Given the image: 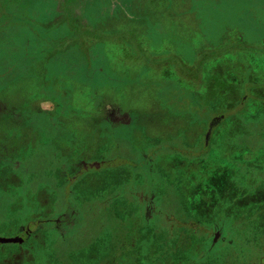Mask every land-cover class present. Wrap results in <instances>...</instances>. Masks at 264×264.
I'll return each mask as SVG.
<instances>
[{
    "label": "rangeland",
    "instance_id": "rangeland-1",
    "mask_svg": "<svg viewBox=\"0 0 264 264\" xmlns=\"http://www.w3.org/2000/svg\"><path fill=\"white\" fill-rule=\"evenodd\" d=\"M74 6L84 22L86 15L104 11L128 22L118 21L116 27L106 30L102 25L96 29L91 23L78 24L80 29L99 33L106 47H113L114 42L118 45L113 99L109 93L106 99L112 100L105 101L103 96L99 103L103 121H91L88 113L70 110L54 121L51 103L44 105L46 110L41 113L36 111L40 103L36 106L30 95L36 89L34 78L26 84L16 81L24 67L38 62L33 33L38 28L30 24H44L58 9L65 15ZM90 55L107 58V53L99 50ZM66 62L56 67L52 57L47 67L43 60L32 73L38 82L43 78L54 85L50 78L54 68L61 69ZM4 78L10 81L9 86L0 82L4 101L13 105L14 99L26 96L30 119L21 111L12 113L0 107V237L14 233L21 219L30 225L28 215L38 221L47 211L54 217L78 207L82 211L73 216L74 225L68 228L75 236L68 235L66 243L59 237L54 242V236L48 240L49 262L124 264L122 256L136 232L134 210L136 205H144L142 198L152 192V185L134 184L140 159L130 158L136 156L131 144L137 145L142 138L135 133L136 142L133 140L130 131L136 125V132L143 133L142 141L147 139L153 151L161 148L167 167L179 165L175 161L182 156L184 161L197 160L194 165L199 166L190 173L198 178L189 175L187 165L182 171L158 176L160 221L156 223L157 244L153 246L152 241L151 250H157L159 261L187 262L195 250L193 243L204 237L205 250L211 255L208 264H264V208L258 202V194L264 196V171L255 166L264 157V152H257L260 144L264 145V0H0V79ZM103 90L109 91L106 85ZM252 92L260 98L253 99ZM73 95L81 98L84 94L76 88ZM94 96L90 93V98ZM248 102L250 109L245 111ZM117 121L131 125L124 127ZM76 122L78 127H74ZM67 127H74L73 141L84 143L87 158L111 159L112 165L103 171L114 169L115 182L111 175L97 177L93 170L82 172L76 180L89 186L88 193L105 188L104 197L86 192L83 196L75 192V186L71 189L76 182L67 178L75 167L69 165L73 153L70 155L68 145L72 150L73 146L61 139L63 136L54 140L57 128L63 133ZM214 128V133L221 132L210 140ZM57 146L64 148L63 154L54 151ZM252 156L255 161L251 163ZM128 163L131 178L125 177V183H130L125 184L121 172L130 168ZM203 164L212 171L210 177ZM226 167H235L234 183L245 188L247 200L235 203L232 197L230 204L234 205L228 207L227 198H219L225 208L215 210L213 187L218 178L223 182ZM60 185L64 188L56 197L54 190ZM214 214L225 238L218 243V232L209 224ZM12 252L7 259L0 257V264H23V259L16 257L18 251ZM39 255L37 252L35 257Z\"/></svg>",
    "mask_w": 264,
    "mask_h": 264
},
{
    "label": "trees",
    "instance_id": "trees-1",
    "mask_svg": "<svg viewBox=\"0 0 264 264\" xmlns=\"http://www.w3.org/2000/svg\"><path fill=\"white\" fill-rule=\"evenodd\" d=\"M76 8L77 7L75 6L72 10H70V12L65 15H63V11L56 12L54 14V18H49V21L47 20L46 23L39 26H33V24H35L34 21L30 24L32 25V27L38 28V30H33L34 38L38 43L36 53L37 55H34V58L38 62H35L34 60V63L31 66L24 67L23 69L26 68L25 71L22 72L23 74H20L18 76L19 79H17L16 81H19V83H25L29 80H33L34 78V81L36 82V89L35 91L30 92V95H32L31 99H34L36 101V105H38L39 103L41 104L42 102L53 101L54 121H58L60 118H63L65 115V110L83 112L84 115L85 113H88V117H90L89 119L91 121H103L102 114L99 110V103L103 101V96H105V101H111L113 99L112 87L115 84L114 79L117 78V68L115 67V60L117 58L116 53L118 50V45H116V43L114 42L113 47L112 44H110L109 47H106L107 43L99 38V33L93 34L85 31L84 29H80L78 27V24L82 26L81 22L84 21L76 11ZM118 21L121 23L125 22L121 21L118 16L114 14H108L107 11H104L103 13H99L92 17H88L86 15L84 23H91V25H93V27H95L96 29H98L102 25V27L105 28L104 30H106L116 27ZM58 30L60 31V34H54L53 36L52 32ZM113 30L114 29L110 31ZM110 31H108V33ZM97 50H99V52L102 51L104 53H107V58L103 60L100 59L101 57L99 56L94 58L90 55L92 51ZM52 57H54V65L56 67L66 59L67 62L65 64L62 63V65L64 66L61 69L54 68V77L50 76L51 80L54 81V85H51L49 81L45 82L43 78L41 80L39 79L38 82L35 74H33L32 71H36V65H38V63L42 62L43 60L46 61L47 67V63ZM67 63H69V65H67ZM84 65H87V67L85 68L87 69V71H85ZM93 69L95 70L92 71ZM4 76L5 75H2V77ZM4 79H0V82H2L4 86H9L10 81L7 79L5 81ZM104 85H106V87L108 88V92H106V90H103ZM76 88H79V90L83 92L84 95L81 98H77L73 95V89ZM3 92L4 91H0L1 96H4L2 94ZM90 93L91 96L94 94L95 96L93 98H90ZM109 93L112 94L111 100L106 99L108 95L110 96ZM19 99L21 102L19 110L24 114L25 117L30 119V117L27 115V113L30 112L28 109L27 97L25 96ZM80 105H83L84 108L82 109ZM36 111L40 112L41 110L37 108ZM245 111H247L246 108ZM79 125L80 123L76 122V125L74 127H78ZM73 128L70 129L67 127L66 131L63 133H61L57 128V131L54 134V140L63 136L64 138L61 139L66 140L68 144H71L73 146L72 150V148H70V146L68 145L70 153H73L71 158H87V150L85 151L84 143H80L79 145L74 143L73 141ZM63 149L64 148L57 146L54 148V151H57V153L62 152L63 154ZM89 151H92L91 147ZM93 158L97 157H94V155H92L91 159ZM158 176L159 174L157 173L154 176V182L156 183L161 181ZM192 177L196 178L197 176L196 174H192ZM235 183V195L239 196V198H242L245 193V188L240 189L236 186ZM213 191L214 195L218 197V199H223L221 188ZM215 196L214 199L216 198ZM261 197L264 196L262 195ZM212 205L215 206V210L225 208L224 202L220 201L217 205ZM259 207L264 208V203L260 204ZM221 214H224V212H222ZM254 215L255 212L253 213V216ZM252 219L254 220V218Z\"/></svg>",
    "mask_w": 264,
    "mask_h": 264
},
{
    "label": "crops",
    "instance_id": "crops-1",
    "mask_svg": "<svg viewBox=\"0 0 264 264\" xmlns=\"http://www.w3.org/2000/svg\"><path fill=\"white\" fill-rule=\"evenodd\" d=\"M74 7H72V8L68 7V10H69V8H70V10H72ZM59 11H60V9H58V11H56V12H59ZM76 11L78 12V7L76 8ZM252 94H253V96H252L253 99L256 100V99H259L260 98V96L257 95L255 92H252ZM3 98H4V96H1L0 95V107L2 108V110H11L12 113H14L16 111H20L19 110V107L21 105V102H19L20 100L18 101L17 98L14 99V100H17V102L12 105V104H9L8 102H5ZM47 103H51L50 104L51 105V108H54V103L47 101V102H42L41 104H39L38 105V109L41 110V111H42V109H45L46 110V107H44V105H46ZM248 105H249V102L246 105V110L247 109H250L249 108L250 106H248ZM110 122H111V124L113 126L114 123L112 121H110ZM117 122L118 123H116V124H120L121 123V125H124V127L127 126V125H129V126L131 125V123L129 121H117ZM132 127H135V129H131V131H130V132H132L131 135H133V140H135V142H136L135 133L141 134L142 135V138H143V133H141L140 131L139 132H136L137 131L136 130V125H134ZM215 129L216 128H214L213 131H212V134L209 135L210 140L212 139V136L218 135L221 132V129H220V131L218 133H214V130ZM207 137H208V135H207ZM142 138L140 139L141 140L140 143H137V145H134V143L131 144L129 142V140H127L128 143L133 146L132 147V151L136 155V156H134V155L131 156L130 155V158L132 159V157H133V158H139L140 159L138 161V162H140V164H139L140 165L139 166V170L140 171H136V174H135V177H134V180H135L134 184H138V185H140L142 187H145V186L146 187H150L152 185V192L149 193V194H147L142 199L145 200L148 197L154 196V202H151L148 199V201H145L144 205H142V204L140 205L141 208H142V214H141V216L139 215L140 212L138 211L140 209V206H139V208H136L135 209L134 213H135L136 218H137L136 219V222H137L136 231L137 232H144V231H146V235L150 239V243H149L148 247L145 250V253L146 254H149V258H150V260H148V264H162L159 261V257L160 256L156 252L157 250L156 251L155 250H151V248H152L151 247V243L155 242V244L153 246H155L157 244L156 239H157V236H158V232H157L156 223H158L160 221L159 220V216H158V210H157V201L159 199V196H161L160 195V191H159L160 184H159V182L158 183L154 182V176H155L156 173L157 174H161L163 176L164 173H175V172L182 171V167L185 166V165H187V170H188V173L190 175L191 170L196 169L199 166H195L194 165V163L197 160H195L194 162L193 161H190V160L184 161V157L182 156V158L177 157L180 160L175 161V162H178L179 165L174 166V167H167V165L165 163L166 162L165 161V158L166 157H165V154H163L162 151H160L161 148L160 149L154 148V150H156V151H153L152 150V146L149 147V145H150L149 141L147 139H144V141H142ZM152 141H155V139L152 140ZM112 146H113L112 148H114V144H112ZM258 149L259 150H257V152L261 154L262 152H264V145L263 144H260V146L258 147ZM245 150H248V149H245ZM69 153H70V151H69ZM250 153H251V155L255 154L254 152H250ZM64 154H66V153L64 152ZM246 155H247V153H246ZM69 157H71V156H69ZM89 159L90 158H85V157L75 158V159L70 158L69 165L74 166L75 169L70 172L71 175L67 179H69L72 175H77V174L80 175L84 171H86L87 173H90L93 170L94 173H96L95 175L97 177L103 176V175L104 176L105 175H107V176H110L111 175L110 177L113 179L112 180V183L115 182V180H116V177H115L116 176V172H114L115 171L114 169H110L109 168V169H107V172L106 171H103V168L104 167H110V165H112L111 159H108V158H103L102 160L96 159V158H93V159H90V160ZM251 159H252V161H251V163H252L253 161H255V156H252ZM245 160H248L247 156H245ZM259 160H260L259 161L260 163L257 164V165H255V166H258L257 171L262 172V171H264V157L261 156ZM94 163H99L100 166L99 167H91L90 165L91 164H94ZM198 164H202V163L201 162H198ZM128 165L130 166V168L129 169L126 168V169H124L123 172H121L122 176L124 177V183H125V177L130 176V178H131V175H130L131 170L130 169L132 167H131V165L129 163H128ZM134 165L135 166H138L137 163H135V164L133 163V166ZM202 166H203V171L206 172L207 174H209L208 177H210L211 174H212V171L209 170V166H206L205 164H203ZM251 167H252V165H251ZM251 167H248L245 172L247 173V171ZM259 167L260 168H263V169H259ZM62 168H64V166H62ZM233 168H235V167H229V168L226 167L225 168V171H224L225 173L221 177V179L223 180V182L222 183L219 182V178H218L217 179V181H218L217 184H214V186L216 188L213 187V189L214 190H218V189L221 188L223 197H226L227 198V200L229 201V204H230V199H232V197L234 198L235 203H237L239 200L243 199L242 202L239 201V203L244 204V203H246L245 201L247 200V192L245 190L244 196L242 198H239V196H236L235 195V192H234V189H235V187H234V178H233L235 171H234ZM157 171H160V172H157ZM255 175H257V174H255ZM59 176L62 177V175H59ZM190 176L192 177V174ZM213 176L216 177L214 174H213ZM64 177H65V172L63 173V178ZM196 178H198V177H196ZM57 181H58V183H61V180L60 181L57 180ZM58 183H57V185H59ZM210 183L213 184L214 182L212 180H210ZM224 183H226V185H224ZM125 184H130L129 183V180L126 181ZM84 185L85 184L82 183L79 180L76 183H74V185H72V188L71 189H73L74 186H75V189H76L75 192L76 193H81L83 195V194H85V192L88 193V191L90 190L89 189V186H87V185L84 186ZM110 185H112V184H110ZM147 185H149V186H147ZM134 187H135V185H134ZM63 188H64V185H62V186L60 185L59 186V190H54V196L58 197V194H60L58 192L61 189H63ZM97 189H98L97 191H91V192H89L88 195L97 196L98 198L104 197V195L106 193L105 192V188H97ZM258 196H259L258 202H260L259 204H263L264 202H262V201H264V197H261L262 195H260V194H258ZM54 199H55V197H54ZM253 200H255V198L254 199L252 198V201ZM215 201H216L215 204L217 205L218 202H219L218 197L215 198ZM148 203H150V205H152L154 209H153V211L151 213H149L148 216H145V209H144L145 207L144 206L146 204H148ZM229 204H227L228 207H231L232 205H234L232 203L230 205ZM55 205H57L56 200H54V206ZM81 205H78V206H81ZM136 207H138V206L136 205ZM74 210L76 211V215H77V212L79 210L82 211L78 207L77 208H74ZM132 210H133V208H132ZM136 211H138V212H136ZM215 215L216 214H214V218L212 220H210V222H209V224H211L212 227H214L216 225V223H218V221L215 220V217L217 215L216 216ZM225 216L228 217V218H231L226 213H224V217ZM228 218H227V220H228ZM219 226H220V224H219ZM136 237H137V239H140L142 237V233H136ZM0 238H6V239L12 238V239H15V237H12L11 234L8 235V236L0 237ZM16 239H18V241L21 242L19 237H16ZM152 240H153V242H152ZM206 242H207L206 239L203 237L202 238V242L201 241L200 242H196L195 241V243H193V245H195V250L193 252H191V257H190L191 261L193 259H195L196 257H199L200 258V255H201V257L203 256V258H204ZM15 243H18V242H12V243H2V242H0V244H2V245L15 244ZM37 252H39V254H40L38 256V258H36L37 257ZM43 255L46 256V257H48L46 255V251H43L42 249L39 248L38 250L34 251L33 253H31L29 255V258L27 259L28 264H35V263L44 264V262H46L45 264H51L50 262H48L49 261L48 258H47V260H44V262H42ZM34 257H35V259L32 260Z\"/></svg>",
    "mask_w": 264,
    "mask_h": 264
},
{
    "label": "flooded vegetation",
    "instance_id": "flooded-vegetation-1",
    "mask_svg": "<svg viewBox=\"0 0 264 264\" xmlns=\"http://www.w3.org/2000/svg\"><path fill=\"white\" fill-rule=\"evenodd\" d=\"M78 176L79 174L72 175L68 180L70 182H75ZM148 199L151 202H154V196L146 198L145 201H148ZM144 207H145L144 208L145 216H148L149 213H151L154 209L153 206L150 205V203L146 204ZM138 211L140 212L139 215L141 216L142 214L141 206ZM70 212H72V216L69 215ZM131 212H132V208H130V213ZM60 213L61 214H59L58 216L53 217V214L52 213L50 214V212L48 213L47 211V214L44 215L43 217L40 216V220L38 221H34L37 218L36 216L28 215L29 218L28 224L30 225H27L26 224L27 222L21 219L22 222H20L16 226V228H13L15 229V231L14 233L11 234L12 237L15 238L19 237L21 242L18 241V243L15 244H6V245H14V247H4L5 245L0 244V257L4 259L9 258L13 253L12 250L15 249V251H18L19 253V255L16 257L19 260L23 259V264H28L27 259L29 258V255L31 253L38 250L39 248L47 251L48 240L51 239L53 236H54V242L58 241L57 240L58 237L63 242L65 243L68 242L67 240L68 235L69 238L75 236V233H71V231L68 228L69 226L74 225L73 216L76 215V211L69 207L61 211ZM133 215H135V213H133ZM136 225L137 222L135 221V226ZM214 227H215V232H218L217 235L219 237L217 243L220 241H224L225 238L223 237L222 231L219 230V225H215ZM136 233H142V237L140 239H137ZM200 241L202 242V240L196 239V242H200ZM149 243H150V239L148 238L146 233L136 231L135 234L133 235L132 240L130 241V249L128 248L127 254L122 256L126 260L124 264H148V260H150V258H149V254L145 253V250L148 247ZM56 246L62 247L63 245L58 244ZM43 257H42V262H44V260H47V258L49 259V257H46L44 255ZM208 257L211 258V255L208 251L205 250L204 258L203 256L201 257L200 255V258L196 257L197 259L195 258L193 259L194 261L192 260L194 263L191 261V259H188L187 262L182 261L181 263H177V264H208V262H206ZM45 263L46 262H44V264ZM103 264H114V262L103 263ZM118 264H122L121 261H118ZM168 264H174V263L170 262Z\"/></svg>",
    "mask_w": 264,
    "mask_h": 264
},
{
    "label": "water",
    "instance_id": "water-1",
    "mask_svg": "<svg viewBox=\"0 0 264 264\" xmlns=\"http://www.w3.org/2000/svg\"><path fill=\"white\" fill-rule=\"evenodd\" d=\"M91 167H99L100 164L99 163H94V164H91L90 165ZM0 242L2 243H12V242H18V239H12V238H9V239H6V238H0Z\"/></svg>",
    "mask_w": 264,
    "mask_h": 264
}]
</instances>
